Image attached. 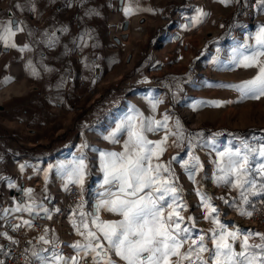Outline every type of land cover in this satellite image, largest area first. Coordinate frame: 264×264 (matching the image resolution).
<instances>
[{"label": "crops", "instance_id": "obj_1", "mask_svg": "<svg viewBox=\"0 0 264 264\" xmlns=\"http://www.w3.org/2000/svg\"><path fill=\"white\" fill-rule=\"evenodd\" d=\"M117 1L0 0V29L10 19L8 12L24 29L11 37L9 45L0 41V177H3L0 209L14 207L17 201L26 202L22 189L27 188L33 189V199L50 209L60 208L49 221L56 226L59 251L68 257L76 255L71 245L83 242L70 223L75 208L63 209L67 192L55 170L49 172L45 184L41 169L72 160L83 151L92 170L88 191L84 193L89 203L84 210H91L98 182L102 180L99 154L91 149L120 151L123 138L121 143L111 144L103 136L115 128V122L132 106L145 116L155 115L160 119L162 103L153 113L147 99H159L158 86L152 82L164 80L162 85L168 92L170 80L184 75V69L159 74L142 68L145 62H150V55L145 56L144 50L141 52L144 59L140 60L138 53L154 37L152 27L148 26L152 6L149 5L148 11L146 0H123L120 10ZM196 5L194 16L198 9L207 13L201 23L195 24L197 30L207 31L208 37L211 35L216 40H220L217 38L220 35L229 39L230 51L264 25V11L255 7V0H238L228 6L219 0H200ZM125 8H130L131 14L125 15ZM224 18H228L225 23L221 22ZM127 21L124 32L123 24ZM119 23L120 32L116 30ZM171 26L174 34L178 32L181 18L174 17ZM65 28L67 32L63 31ZM53 34L57 42L49 46ZM123 34L128 35L127 40L119 41ZM11 43L17 47H11ZM25 44L29 50L20 52L18 49ZM33 69L37 74H33ZM47 92L46 97L40 96ZM71 93L78 98L71 99ZM159 133L148 134V138L158 140ZM85 143L89 149H82ZM21 164L26 165L23 172ZM10 183L16 187L10 188ZM46 194L51 197L50 202L45 199ZM192 202L195 211L203 213L193 190ZM21 215L29 218L27 213L14 214ZM101 217L118 218L107 212H102ZM14 221L13 217L0 220V231H7L13 239L8 222ZM228 226L229 230L234 227ZM0 246L10 252L15 244L0 237ZM7 256L0 255V260Z\"/></svg>", "mask_w": 264, "mask_h": 264}, {"label": "snow or ice", "instance_id": "obj_2", "mask_svg": "<svg viewBox=\"0 0 264 264\" xmlns=\"http://www.w3.org/2000/svg\"><path fill=\"white\" fill-rule=\"evenodd\" d=\"M219 2L228 6L238 0ZM255 7L264 11V0H255ZM131 11L130 8L124 9L125 15L131 14ZM206 15L198 9L197 15L191 18L193 25L201 23ZM23 30L20 22L9 19L0 29V41L9 45L11 37ZM63 31L67 32V28ZM248 40L254 43H248ZM56 42L53 34L49 46ZM10 46L17 47L15 43ZM18 50H29V45L25 44ZM261 58H264V25L259 26L254 35L246 37L245 43L233 48L229 61L233 67L257 68L256 75L236 84L222 86L238 92L241 100H259L264 97V59ZM33 74H37L35 69ZM147 99L153 113L163 103L157 98ZM199 103L216 107L222 104L220 101ZM169 119L167 113L162 114L161 119H156L155 115L145 116L132 106L126 115L115 122V128L103 136L111 144L121 143L123 138L121 150L91 149L99 154L102 180L98 182L89 211L84 210L89 203L84 193L88 191L92 170L83 151L72 160L49 165L46 170L41 169L45 184L49 172L54 169L62 180L65 192L78 191L80 199L72 211L70 223L83 242L77 241L71 245L76 255L65 256L59 251L55 230L43 226L37 244L47 247L25 249L21 253L25 264H264V233L251 230L244 232L238 227L229 230V226L220 219L213 197L202 187L201 181L206 177H202L201 181L196 179L198 174L204 172V164L196 155V150L211 147L216 157L213 161V183L217 187L228 188L236 195V199L231 202L224 197L219 199L225 204H238V213L251 218L255 198L264 202V139L255 144L241 139L239 145L216 150L218 145L215 136H219V133L211 140L203 139V133L185 136L180 121L177 119L174 126L170 127ZM159 132H163L160 139L148 138V134ZM169 146L182 147L187 158L177 153L166 162L162 161ZM81 147L90 148L87 143ZM173 163L179 164L193 184V192L203 211V220L213 225L207 231L197 227V216L184 215L189 205L179 176L172 167ZM25 167V164H21L20 171L23 172ZM9 187L16 185L10 183ZM22 191L27 197L26 202L17 201L14 207L0 209V220H6L7 217L16 220L15 223L8 222L11 230L39 227L36 221L52 220L54 214L61 211L60 208L50 209L43 202L33 199V189ZM45 199L51 201L47 194ZM102 212L118 218L102 219ZM16 213H27L29 218L14 216ZM0 237L12 244H19L7 231H0ZM254 238H258L259 242L250 243ZM27 243L31 245L32 241ZM237 244L239 251L235 247ZM0 255L10 253L0 246ZM0 264H6V261L0 260Z\"/></svg>", "mask_w": 264, "mask_h": 264}, {"label": "rangeland", "instance_id": "obj_3", "mask_svg": "<svg viewBox=\"0 0 264 264\" xmlns=\"http://www.w3.org/2000/svg\"><path fill=\"white\" fill-rule=\"evenodd\" d=\"M199 1L146 0L147 10L149 5L152 6V15L151 13L148 15L150 16L148 26L152 27L154 37L148 40L143 49L139 46L138 55L140 60L144 59V55H150V62H145L142 68L159 74L184 69V75L181 78L170 80L168 92L167 87L163 86L164 80L152 82L158 86L159 99L163 101L160 105L162 110L160 119L162 114L167 113L170 117V127L174 126L175 121L178 119L185 136L203 133V139L205 140H211L215 134H221L226 130L234 132L248 128H264V97L259 100H241L238 92L222 86L251 79L256 75L258 69L233 67L229 63L232 55V50H229L228 45L229 39L220 38V35L217 37L220 40H216L211 35L208 37L207 31L200 32L197 30L198 26L193 25L191 18L198 8L196 4ZM174 17L181 18V29L177 30L178 32H175V34L170 28ZM226 20L228 18H224V21L221 22L225 23ZM188 21H191L189 26H187ZM116 30L120 32V23L117 24ZM204 38L206 39L201 45L202 47L196 50ZM121 40L119 36V41ZM143 50L145 51L144 55L141 54ZM129 89L131 87L127 90ZM209 101H220L222 104L220 107L208 103L198 104V102ZM158 135L161 137L163 132ZM249 136L250 140L244 136L240 138L215 137L218 145L216 150L239 145L241 139L248 140L253 144L264 139V133L252 132ZM177 153H180L181 157L187 158L186 151L182 147L169 146L162 157V161L166 162ZM196 155L200 157L201 162L204 164V172L198 174L196 179L201 181L202 177H206L201 181L202 187L213 197V203L219 209L220 219L225 224L238 227L244 232L257 231L247 225L246 216L238 213L236 210L238 204H225L223 200L219 199L224 197L231 202L236 199V195L228 188L217 187L213 183L215 150L211 147H205L203 150L197 149ZM172 167L179 176L180 184L184 189V197L189 205V210L184 215L197 216L199 218L197 227L207 231L213 225L204 221L203 213L195 211L193 208V184L188 180L179 164L173 163ZM256 199L258 198H255V202ZM258 232L263 233L262 231ZM249 242L258 243L259 240L254 238ZM235 247H238L237 251H239V244Z\"/></svg>", "mask_w": 264, "mask_h": 264}, {"label": "built area", "instance_id": "obj_4", "mask_svg": "<svg viewBox=\"0 0 264 264\" xmlns=\"http://www.w3.org/2000/svg\"><path fill=\"white\" fill-rule=\"evenodd\" d=\"M59 11V9L57 10ZM48 94H40L41 97H46ZM71 99L75 100L78 98V95L75 93H71ZM80 199L77 190H73L71 192H67L64 198V204L62 205L64 210L76 208V202ZM254 211L251 218L246 217V223L249 226H252L258 230L264 232V202L258 201L253 206ZM250 210H253L252 208ZM16 221L12 222L15 223ZM36 223L39 227H34L31 229H20L19 231H13V236L16 240L19 241V244H15V246L10 250V255L5 257L3 260L6 261V264H25L21 253L25 251V249H31L33 246L38 247L40 244H37V237L42 234L43 226H48L51 229L56 228L55 224L49 220H38ZM51 235V234H50ZM28 241H32V244H28Z\"/></svg>", "mask_w": 264, "mask_h": 264}, {"label": "trees", "instance_id": "obj_5", "mask_svg": "<svg viewBox=\"0 0 264 264\" xmlns=\"http://www.w3.org/2000/svg\"><path fill=\"white\" fill-rule=\"evenodd\" d=\"M252 132H257V133H264V128H248V129H245L243 131H234V132H231L229 130H226L224 132H222L219 136H215V137H224V136H228V137H234V138H240V137H246L250 140V134ZM205 136V135H204Z\"/></svg>", "mask_w": 264, "mask_h": 264}, {"label": "water", "instance_id": "obj_6", "mask_svg": "<svg viewBox=\"0 0 264 264\" xmlns=\"http://www.w3.org/2000/svg\"><path fill=\"white\" fill-rule=\"evenodd\" d=\"M122 1H123V0H118V1H117V2H118V7H119L120 10H121L122 5H123V2H122ZM11 15H12L11 12H8V13H7V17H8V18L15 20L14 18L11 17ZM189 23H190V22H188V24H189ZM127 28H128V21L125 22V23L123 24V31L126 32V31H127ZM127 38H128V35H127V34H123V35H121V39H122L123 41H126Z\"/></svg>", "mask_w": 264, "mask_h": 264}]
</instances>
